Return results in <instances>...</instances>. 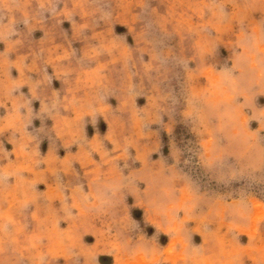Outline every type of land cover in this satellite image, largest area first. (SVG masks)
<instances>
[{
    "label": "rangeland",
    "instance_id": "1",
    "mask_svg": "<svg viewBox=\"0 0 264 264\" xmlns=\"http://www.w3.org/2000/svg\"><path fill=\"white\" fill-rule=\"evenodd\" d=\"M264 264V0H0V264Z\"/></svg>",
    "mask_w": 264,
    "mask_h": 264
},
{
    "label": "trees",
    "instance_id": "2",
    "mask_svg": "<svg viewBox=\"0 0 264 264\" xmlns=\"http://www.w3.org/2000/svg\"><path fill=\"white\" fill-rule=\"evenodd\" d=\"M106 260H108L107 257H104V256L100 257V262H101L102 264H106V263H105Z\"/></svg>",
    "mask_w": 264,
    "mask_h": 264
}]
</instances>
